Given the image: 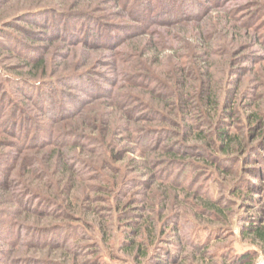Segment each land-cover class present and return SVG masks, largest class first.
Segmentation results:
<instances>
[{"label":"rangeland","instance_id":"rangeland-1","mask_svg":"<svg viewBox=\"0 0 264 264\" xmlns=\"http://www.w3.org/2000/svg\"><path fill=\"white\" fill-rule=\"evenodd\" d=\"M192 1L0 0V264H264V0Z\"/></svg>","mask_w":264,"mask_h":264},{"label":"trees","instance_id":"trees-1","mask_svg":"<svg viewBox=\"0 0 264 264\" xmlns=\"http://www.w3.org/2000/svg\"><path fill=\"white\" fill-rule=\"evenodd\" d=\"M181 1H182L181 2L182 3L181 5H183V7H184V3L191 4V5H188V7H185L184 8V12L188 11V8H191L192 7L193 10H189V12H194V14H195L196 11L198 12V9H200V6L196 3V1H192V0H189V1H187V0H181ZM147 4H148V2H147ZM160 6H161V4L158 5L159 11H162L163 8L160 7ZM180 12H182V10H180ZM31 69H33L35 71L36 70L38 71V67H36V66H32ZM219 138L222 141L230 140V137L227 135V133L225 131L219 132ZM248 229L250 230L249 233L251 235H253V237H254L255 240H258L260 242H264V229L258 228V227L252 226V225L248 226ZM248 258H249L248 255H244V257H242L240 260L241 261H244V260H246Z\"/></svg>","mask_w":264,"mask_h":264}]
</instances>
